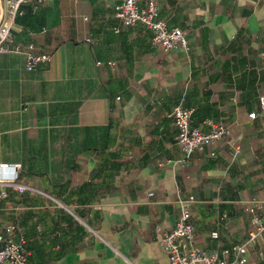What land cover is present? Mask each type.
<instances>
[{
	"label": "crops",
	"instance_id": "obj_1",
	"mask_svg": "<svg viewBox=\"0 0 264 264\" xmlns=\"http://www.w3.org/2000/svg\"><path fill=\"white\" fill-rule=\"evenodd\" d=\"M119 2L27 4L13 43L50 62L0 56V231L26 238L28 264H170L161 232L191 197L209 250L264 218V0H158L160 17L188 30L189 49L169 52L148 27L122 24ZM179 104L194 126L232 133L185 159ZM245 264H264V232Z\"/></svg>",
	"mask_w": 264,
	"mask_h": 264
},
{
	"label": "built area",
	"instance_id": "obj_2",
	"mask_svg": "<svg viewBox=\"0 0 264 264\" xmlns=\"http://www.w3.org/2000/svg\"><path fill=\"white\" fill-rule=\"evenodd\" d=\"M54 0H3L0 15V56L6 52H15L25 56V67L33 70L40 65H46L51 60V54L38 52L33 43H13L12 29L18 15L23 13L27 4L38 9L41 5ZM120 0L115 5L114 15L122 24L129 26H145L152 32V42L165 52L176 48L189 49L188 30L180 26H170L168 21L160 17L158 0ZM115 31H119L115 27ZM90 40V39H88ZM264 99V98H263ZM194 108L179 104L174 107L172 117L177 127L176 144L185 155L190 158L196 151L205 145L232 133L230 124L207 120L209 129L193 125ZM251 118L255 112L249 114ZM7 165V164H2ZM19 191H24L28 186L15 182H7ZM5 192L4 190L2 191ZM194 198L180 200L181 214L171 230L161 232L160 247L168 255L170 264H245L249 260L250 251L257 244L264 232V218L255 214L253 229L248 237L231 247L209 250L196 243V232L191 221V204ZM7 230L12 234L15 226ZM213 236H218L214 231ZM262 255L263 252L260 251ZM29 251L27 240L24 236L14 237L5 235L0 231V264H28Z\"/></svg>",
	"mask_w": 264,
	"mask_h": 264
},
{
	"label": "rangeland",
	"instance_id": "obj_3",
	"mask_svg": "<svg viewBox=\"0 0 264 264\" xmlns=\"http://www.w3.org/2000/svg\"><path fill=\"white\" fill-rule=\"evenodd\" d=\"M3 7V0H0V8L2 9Z\"/></svg>",
	"mask_w": 264,
	"mask_h": 264
}]
</instances>
